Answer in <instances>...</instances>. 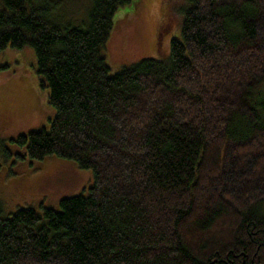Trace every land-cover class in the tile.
I'll list each match as a JSON object with an SVG mask.
<instances>
[{"label": "trees", "instance_id": "obj_1", "mask_svg": "<svg viewBox=\"0 0 264 264\" xmlns=\"http://www.w3.org/2000/svg\"><path fill=\"white\" fill-rule=\"evenodd\" d=\"M64 1L72 20L0 0V51L34 49L55 109L1 154L74 160L93 183L58 209L0 199V264H264V0H186L169 54L163 18L161 56L116 72L114 14L136 0Z\"/></svg>", "mask_w": 264, "mask_h": 264}, {"label": "rangeland", "instance_id": "obj_2", "mask_svg": "<svg viewBox=\"0 0 264 264\" xmlns=\"http://www.w3.org/2000/svg\"><path fill=\"white\" fill-rule=\"evenodd\" d=\"M59 1L62 2L60 15L74 19L70 10H75L77 1L76 5ZM185 3L186 0H136L119 8L114 14L108 43L107 62L111 72L143 57L161 56L156 52V32L163 18L168 20L171 33L160 48L166 50L163 55L169 54L172 37L180 34L182 17L179 24L178 10ZM260 26L263 29L264 22ZM36 74V54L32 47L0 51V199L8 214L26 206L58 209L63 197L86 193L93 183L92 171L80 168L74 160L56 156L45 160L28 155L15 159L2 156V144L14 152L23 151L10 138L31 129L50 128L55 116ZM261 90L264 92V85Z\"/></svg>", "mask_w": 264, "mask_h": 264}]
</instances>
